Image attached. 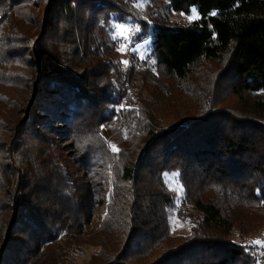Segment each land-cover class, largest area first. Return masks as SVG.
<instances>
[{"label": "trees", "instance_id": "trees-1", "mask_svg": "<svg viewBox=\"0 0 264 264\" xmlns=\"http://www.w3.org/2000/svg\"><path fill=\"white\" fill-rule=\"evenodd\" d=\"M0 3L10 29L0 31V67L12 68L0 69V264H257L232 237L264 230V0ZM118 24L131 47L149 48L132 51L126 71ZM203 63L223 65L248 117L217 109L221 90L195 86ZM171 94L185 98L178 122ZM58 133L87 177L74 190L77 174L53 155ZM165 174L177 175L180 196ZM174 209L188 233L173 234ZM88 247L96 252L78 263Z\"/></svg>", "mask_w": 264, "mask_h": 264}, {"label": "rangeland", "instance_id": "rangeland-1", "mask_svg": "<svg viewBox=\"0 0 264 264\" xmlns=\"http://www.w3.org/2000/svg\"><path fill=\"white\" fill-rule=\"evenodd\" d=\"M3 0H0V2H2ZM36 3L39 1H35ZM1 4V3H0ZM1 16V13H0ZM196 19L197 15L196 13H194V11L191 13V16L189 17V19ZM4 30V32H2ZM114 34L116 36L119 37V40L121 42V46H119L118 48H116V53H115V58L116 60H120V63L123 64V66L125 68H122L123 70H128V69H132L135 68L134 63L131 61L135 54H132V51L135 52L140 56L143 57L145 56L148 52L147 50V41L146 44L142 43L140 45H136L135 47H131V44L129 43V39L128 37H131L132 31H130L128 28L123 27V35H117V28L116 26L114 27ZM0 31L2 32V36L4 37L5 35L7 36L8 34H10V29L8 27H4V28H0ZM14 34V33H12ZM30 36H34V32H32L30 34ZM122 49V50H120ZM124 62H128V65L126 66V63ZM121 66V65H120ZM201 69L199 71L198 74V78L196 80L195 86L197 88H200L201 92H204L206 94H209V92H216V91H220L217 92V95L219 97V105L217 107V109L220 110H224V111H232L238 114H241L239 116V118H243V117H248L247 113L248 110L251 109V103L246 101V99H240L236 96H234L233 94H231V91L227 90V87L230 85L228 80H222L221 77V71L223 70L224 67H222L223 65L218 64V63H203L201 65ZM1 70L3 71H8L11 70L12 68L9 66L6 67H0ZM144 77V76H143ZM143 77L140 78V81L137 82L135 84V88L138 87L140 88V93H141V89L143 87H148L149 86V81L147 82V80L145 82H143ZM145 78V77H144ZM163 82H166L167 79L163 78L162 80ZM143 82V83H142ZM167 83H174L175 81L170 80ZM218 86H220V88H218ZM168 89H170L171 91H173V88L170 86H167ZM223 89H225L223 91ZM0 91L5 92V89L2 87H0ZM142 94L145 96L146 92L142 91ZM169 102H171L170 110L171 109H175L176 112H174L172 110V112L174 114H176V117L178 119L175 120V122L180 121L183 119V117H181V113H184L185 111H177L181 108V106L178 105V103L180 101H184L185 98L181 97V95H174L171 94L169 97ZM192 102V101H191ZM194 102V101H193ZM188 103V109L187 110H191V109H197L198 112L200 111L198 108L201 107L200 104H198L197 102L194 103ZM165 111H167V113H169L168 115L171 117L170 115V110L168 108V106H166L164 108ZM249 114V113H248ZM173 117V116H172ZM184 121V120H183ZM181 121V122H183ZM169 122V120H164L163 124H167ZM170 122H173L170 121ZM63 129V128H62ZM72 132V137H73V141L74 140H79V139H83V135L81 133H83L82 131H73ZM71 134V133H70ZM101 134L103 136L104 140H108V132L103 128L101 130ZM59 135V133H58ZM68 134H65V136H67ZM70 136V135H69ZM86 137L87 134L85 135ZM60 140L58 145H59V150L53 152L54 157H56V161L58 162L59 165L63 166V164L69 166L73 176H75V174H77L76 177H74V181H68V184L70 185V189L74 190V185L73 182H75V180H81V181H86V176L84 175V172L79 169L78 165L75 163V149L73 147V142L72 140L69 142H65V139H68V137H62L61 135H59L58 137ZM90 136L88 137V140H84L85 142H89L90 144H92L93 142L90 141ZM112 167V166H111ZM109 169V168H108ZM106 176H107V180H108V185L105 189L104 192V200L108 201V196H109V191H110V183L112 181V173L110 172V169L108 171H106ZM164 180L168 186V188L173 191L175 194H177V196H180V194L182 193L183 189H182V185L181 183L179 184L177 182V175L176 174H165L164 175ZM105 214V209H103V207H100V209H98V219L94 218L93 220H91V224H89V226L87 227V229L89 231H94L99 227V222L103 219ZM170 222H171V226H172V232L173 234H184V233H188V228L182 224L179 223L178 217H177V212L174 209L173 211H171L170 213ZM236 232V231H235ZM233 241L236 242L237 244L240 245H244L246 247H248L249 249H251L254 254H256L255 256V260L257 261V264H264V243L258 245V244H254L253 242L256 240H259L261 242H264V230H260L258 232H256V234H248L243 238H238L237 237V233L234 234V236L232 237ZM96 249L93 248H86V252L85 255L78 258L77 262L81 263V262H85L87 261L90 256L92 254H94L96 251ZM162 252H165V250H162ZM153 259H147L144 262H141V264H150V262Z\"/></svg>", "mask_w": 264, "mask_h": 264}, {"label": "snow or ice", "instance_id": "snow-or-ice-1", "mask_svg": "<svg viewBox=\"0 0 264 264\" xmlns=\"http://www.w3.org/2000/svg\"><path fill=\"white\" fill-rule=\"evenodd\" d=\"M116 28H117V35H123V26L118 24V25H116ZM120 50H122V49H120ZM124 63H126V62H124ZM116 150L117 149L115 148V146H113V151H116ZM253 243L260 245V244H262L264 242H261L259 240H256Z\"/></svg>", "mask_w": 264, "mask_h": 264}]
</instances>
